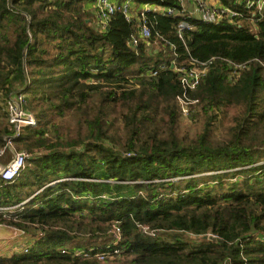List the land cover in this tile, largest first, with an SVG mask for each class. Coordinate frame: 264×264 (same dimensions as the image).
<instances>
[{"label": "trees", "instance_id": "16d2710c", "mask_svg": "<svg viewBox=\"0 0 264 264\" xmlns=\"http://www.w3.org/2000/svg\"><path fill=\"white\" fill-rule=\"evenodd\" d=\"M94 1L0 0V148L13 133L10 96L23 94L37 121L14 140L29 167L0 179V207L18 206L0 225L44 236L0 264H264V13L232 5L242 17L211 24L175 0H119L174 11L146 15L150 48L131 45L137 22L120 13L100 30ZM211 58L189 93L190 119L203 120L189 136L181 74L149 73ZM77 240L100 244L61 253ZM108 246L120 253L101 263L94 255Z\"/></svg>", "mask_w": 264, "mask_h": 264}, {"label": "built area", "instance_id": "2783aa9c", "mask_svg": "<svg viewBox=\"0 0 264 264\" xmlns=\"http://www.w3.org/2000/svg\"><path fill=\"white\" fill-rule=\"evenodd\" d=\"M230 4L225 5L220 0H175V2L181 7L183 14L193 16L205 23H220L222 21H228L231 24L235 23V18L242 17L241 12L234 9L233 6L243 7L249 11L251 17L255 15H261L264 13V0H229ZM187 3L192 6V11L188 12L184 6ZM233 5V6H232ZM93 15L94 24L100 29L105 30L106 26L112 16L117 13L123 15L126 21H136L137 26L134 34L131 36V45L137 46L139 41H143L148 47L151 48L150 39L151 32L146 21V15L152 12H159L164 15L171 16L174 11L171 9H164L161 7L155 8L149 4H143L142 9L137 8V4L132 1H122L117 4L111 3L109 0H95L88 7ZM190 29L189 25L180 22L177 25L176 33L180 40H183V30ZM165 44L174 50V46L165 41ZM159 47L156 46L152 50L155 52L159 51ZM215 61V58H211L204 62L192 60V67L177 68L174 66V62L167 66L161 65L158 69H153L149 73V76L154 77L159 71L170 68L175 72H179L180 85L182 88L181 94L176 97V102L181 114V117L188 118L190 115V107L197 103V100H192L189 97V93L195 90L199 83L205 78L209 66ZM235 70H241L244 66H233ZM27 104L26 97L23 94H15L10 96L7 101V121L12 127V135L4 138V146L0 148V158H2L7 151L12 152V160L4 171L0 174V179L13 180L17 178L20 173L26 169L29 165V159L31 154L19 150L15 147L14 140L18 138L25 128L36 127L37 121L33 114L25 109ZM106 198V197H103ZM18 206L14 207H0V218H5L6 213L14 210ZM110 235V246H116L120 241V229L118 223H113V229L109 232ZM43 236V235H41ZM108 246L106 251L99 252L94 255L101 263H107L112 261L120 251L118 249H110ZM61 253H65L66 249L61 248ZM90 250L89 252H92ZM28 249H24L23 253H27ZM74 254L80 257H89L83 251H75ZM226 264V263H223Z\"/></svg>", "mask_w": 264, "mask_h": 264}, {"label": "crops", "instance_id": "0c3cea01", "mask_svg": "<svg viewBox=\"0 0 264 264\" xmlns=\"http://www.w3.org/2000/svg\"><path fill=\"white\" fill-rule=\"evenodd\" d=\"M43 237L44 236L38 237L34 230L23 232L11 227L0 225V258H10L15 254H19L23 249L33 247ZM105 241L106 240H104V242ZM99 242H97V244H100ZM97 244L95 242H80L77 240L71 243H65L64 245L67 246L62 247L85 250V248L96 246Z\"/></svg>", "mask_w": 264, "mask_h": 264}, {"label": "rangeland", "instance_id": "374dc122", "mask_svg": "<svg viewBox=\"0 0 264 264\" xmlns=\"http://www.w3.org/2000/svg\"><path fill=\"white\" fill-rule=\"evenodd\" d=\"M111 3H113V4H117V3H120L121 1H119V0H109ZM142 5L143 4H140V5H138L137 4V8L138 9H142ZM184 6H185V8H186V10L188 11V12H191L192 11V6H190V5H188L187 3H185L184 4ZM93 16V15H92ZM92 20H93V18H92ZM239 110L238 109H231L226 115H219V123L221 124V126H226L227 125V120H229V118L233 115V114H235V113H237ZM180 122V132H182V133H187L189 136H194L197 132H199L200 130H201V128H202V125H203V120L200 118V119H198V120H191L190 119V117H188V118H185V117H180V120H179ZM15 147L17 148V149H19V150H23L22 148H20L19 146H17L16 144H15ZM8 157H12V152L11 151H7L6 153H5V155L2 157V158H4V160H10ZM2 158H0V159H2ZM29 167V165L26 167V168H28ZM6 169V168H5ZM5 169H3V167L1 166V164H0V174H1V172L2 171H4ZM29 200V199H28ZM28 200H26V202L28 201ZM37 233V232H36ZM41 235L42 234H39V233H37V236L38 237H41ZM108 241H110V238H108ZM26 249V248H25ZM27 249H29V248H27ZM24 250V249H23ZM23 250H22V252L21 253H23Z\"/></svg>", "mask_w": 264, "mask_h": 264}, {"label": "water", "instance_id": "95a60500", "mask_svg": "<svg viewBox=\"0 0 264 264\" xmlns=\"http://www.w3.org/2000/svg\"><path fill=\"white\" fill-rule=\"evenodd\" d=\"M87 22H89V20H87ZM25 203V202H24ZM203 239H207L208 237L207 236H204V237H202Z\"/></svg>", "mask_w": 264, "mask_h": 264}]
</instances>
